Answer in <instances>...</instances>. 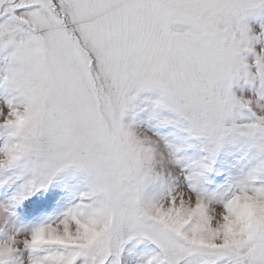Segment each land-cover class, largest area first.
I'll return each instance as SVG.
<instances>
[{
  "label": "snow or ice",
  "instance_id": "snow-or-ice-1",
  "mask_svg": "<svg viewBox=\"0 0 264 264\" xmlns=\"http://www.w3.org/2000/svg\"><path fill=\"white\" fill-rule=\"evenodd\" d=\"M0 264H264V0H0Z\"/></svg>",
  "mask_w": 264,
  "mask_h": 264
}]
</instances>
